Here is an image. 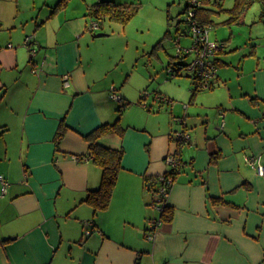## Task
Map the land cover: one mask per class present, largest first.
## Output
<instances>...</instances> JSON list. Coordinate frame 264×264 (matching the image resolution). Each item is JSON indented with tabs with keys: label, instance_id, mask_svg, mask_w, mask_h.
<instances>
[{
	"label": "crops",
	"instance_id": "obj_1",
	"mask_svg": "<svg viewBox=\"0 0 264 264\" xmlns=\"http://www.w3.org/2000/svg\"><path fill=\"white\" fill-rule=\"evenodd\" d=\"M57 1L0 0V174L9 183L2 193L0 182V264H264V174L245 160L264 165V36L241 52L226 48L230 28L211 88L194 92L191 78L144 103L115 71L121 58L96 36L101 26L88 28L96 0L53 11ZM166 94L170 103L156 96ZM174 116L190 141L177 150L172 217L160 221L153 181L170 168ZM118 117L122 135L99 142L123 149L121 170L109 205L95 210L84 196L102 170L85 135Z\"/></svg>",
	"mask_w": 264,
	"mask_h": 264
},
{
	"label": "rangeland",
	"instance_id": "obj_2",
	"mask_svg": "<svg viewBox=\"0 0 264 264\" xmlns=\"http://www.w3.org/2000/svg\"><path fill=\"white\" fill-rule=\"evenodd\" d=\"M27 1L31 3L33 0ZM41 1L37 0L38 3ZM139 1L140 9L128 23L122 25L106 19L101 24L100 31L108 33L107 36H101L105 39L104 46L115 49L117 58H121L118 60V66L115 70L118 76L125 77L126 74H129V80L125 87L131 97L137 94L141 98L145 96L142 101L149 103L152 102L154 92L158 90L165 94L167 90L173 91L174 85L176 88H180L178 86L182 87L183 83L189 84L191 76L185 69H181L179 76H172L168 70L172 65L171 62L178 61L175 58L178 48L191 45L192 38L187 33L184 34L186 24L181 20L183 16L181 12L186 0ZM232 4L233 0L223 1V7L228 8ZM261 5V0H254L241 18L243 22L232 24L230 27L227 24H222V22L219 23L222 19L227 18L226 12L214 13L212 20L216 24L208 32L210 38L226 42L231 28L230 43L228 42L230 45H227L226 48L239 46V51H248L247 42L249 40H258L264 36V21L260 18ZM177 28L179 29L177 30ZM96 31L92 32L96 33ZM260 40L258 48H262L264 44ZM188 57L185 56L183 61L189 60ZM143 78L146 80L143 84L146 85L141 91H137L134 83L135 81L142 83ZM137 88L139 87L137 86ZM166 96L168 95L166 94Z\"/></svg>",
	"mask_w": 264,
	"mask_h": 264
},
{
	"label": "trees",
	"instance_id": "obj_3",
	"mask_svg": "<svg viewBox=\"0 0 264 264\" xmlns=\"http://www.w3.org/2000/svg\"><path fill=\"white\" fill-rule=\"evenodd\" d=\"M67 0H59L53 8V11H57L62 9ZM224 0H196L195 3H190V0H186V4L181 13L183 16L181 20L186 24V32L184 34L190 35L189 27L187 25L186 16L189 11L192 10L193 18L198 21L201 25L208 27L211 29L216 23L212 20V16L214 13H222L226 12L228 14L227 18L222 19L219 23L227 24L231 26L232 24H240L243 22V15L246 13L250 5L254 0H233V4L231 7H223ZM262 8H261V17L264 21V0H261ZM140 9V1L139 0H96L89 9V15L93 20L98 21L99 28L101 23H103L106 19L111 22H116L118 24L128 23L130 19L138 12ZM179 28H177L178 30ZM169 33V31H167ZM217 40V39H216ZM219 41V40H217ZM222 43V47L216 52L215 56L218 54L220 50L224 47V41H219ZM186 55H176L177 62H171L170 64V74L179 75L181 72L182 66L185 64L183 58ZM213 56L214 63L217 66L216 57ZM192 78V77H191ZM193 89L192 91H200L196 83L194 82V78H192ZM214 85V84H213ZM212 85V86H213ZM211 86V87H212ZM210 87V88H211ZM124 106V102L122 103ZM121 112V111H120ZM120 118L118 117L113 122H103L99 126H97L90 133L85 135L86 140L89 142L88 148V156L93 160V162L101 167V181L98 188L93 190H89L84 196V200L89 203L93 209L101 210L107 208L109 205L111 195L114 189V186L118 180L119 170H121V158L123 156L122 148H113L109 146H103L99 139L106 134H118L122 135L124 129L120 124ZM66 127L63 123L60 124V127L56 133L55 141L58 144L62 139ZM180 169L174 171L172 173L173 178H176V175ZM154 182V181H153ZM154 193H157V186L155 182V188H153ZM155 193V194H156ZM158 200V196H157ZM167 199L161 205L160 209V221H169L173 214V207L167 205ZM213 202H221L219 199H212Z\"/></svg>",
	"mask_w": 264,
	"mask_h": 264
},
{
	"label": "built area",
	"instance_id": "obj_4",
	"mask_svg": "<svg viewBox=\"0 0 264 264\" xmlns=\"http://www.w3.org/2000/svg\"><path fill=\"white\" fill-rule=\"evenodd\" d=\"M196 0H190V3H195ZM192 10L189 11L186 16L187 25L189 27V34L192 38L191 45L187 47H179L178 53L182 55H191L190 59L185 62L182 66L189 75L194 78V82L199 90L209 89L214 83L216 78L217 66L214 63L213 56H215L216 52L222 47V43L217 41L216 39H211L209 36L210 29L198 23L196 19L193 18ZM97 20H92L88 24V28L92 31L99 29ZM31 37L27 36L24 44L29 48V52L34 54L37 50V45L30 40ZM179 42V40H178ZM11 46V43H9ZM181 68V69H182ZM170 70V69H169ZM64 82L68 83V76H64ZM160 102L162 103H170L171 99L164 95H156ZM111 98H115V100L122 102V97L115 90L111 92ZM173 123H178L181 125V128L177 130H173L170 133V139L174 142L175 148L170 150L166 156H164V160L167 165L170 167L169 170L161 175H158L154 182H156L157 186V207L161 209V205L165 202L168 197V192H170L171 186L173 184V176L172 173L178 170L182 165V161L180 157L177 155V150H180L185 143L190 141L189 132L183 127V118L180 116L173 117ZM76 159H79L78 156H75ZM245 160L250 164V166L254 167L259 174H264V165L258 164L255 161L254 157L246 156ZM0 182L2 184V193L7 191L8 181L0 174ZM84 225L87 227L85 229V234L91 232L89 226H92L90 221H84Z\"/></svg>",
	"mask_w": 264,
	"mask_h": 264
},
{
	"label": "water",
	"instance_id": "obj_5",
	"mask_svg": "<svg viewBox=\"0 0 264 264\" xmlns=\"http://www.w3.org/2000/svg\"><path fill=\"white\" fill-rule=\"evenodd\" d=\"M107 33H105V32H98V33H96V36H102V35H106Z\"/></svg>",
	"mask_w": 264,
	"mask_h": 264
}]
</instances>
